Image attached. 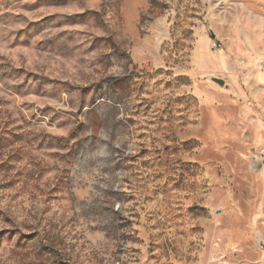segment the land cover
Wrapping results in <instances>:
<instances>
[{
	"label": "rangeland",
	"instance_id": "1",
	"mask_svg": "<svg viewBox=\"0 0 264 264\" xmlns=\"http://www.w3.org/2000/svg\"><path fill=\"white\" fill-rule=\"evenodd\" d=\"M262 154L264 0H0V264H264Z\"/></svg>",
	"mask_w": 264,
	"mask_h": 264
},
{
	"label": "water",
	"instance_id": "2",
	"mask_svg": "<svg viewBox=\"0 0 264 264\" xmlns=\"http://www.w3.org/2000/svg\"><path fill=\"white\" fill-rule=\"evenodd\" d=\"M214 81H215L219 86H223V85H224V81H223L222 79L214 78Z\"/></svg>",
	"mask_w": 264,
	"mask_h": 264
},
{
	"label": "built area",
	"instance_id": "3",
	"mask_svg": "<svg viewBox=\"0 0 264 264\" xmlns=\"http://www.w3.org/2000/svg\"><path fill=\"white\" fill-rule=\"evenodd\" d=\"M260 159H264V155L263 154L261 155V158Z\"/></svg>",
	"mask_w": 264,
	"mask_h": 264
}]
</instances>
